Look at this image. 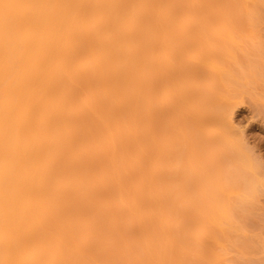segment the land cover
Wrapping results in <instances>:
<instances>
[{
    "label": "bare ground",
    "instance_id": "1",
    "mask_svg": "<svg viewBox=\"0 0 264 264\" xmlns=\"http://www.w3.org/2000/svg\"><path fill=\"white\" fill-rule=\"evenodd\" d=\"M241 12L249 24L260 22L264 0H0V264L222 258L207 246L209 230H197L200 213L205 221L233 210L248 217L257 190L250 183L251 196L241 197L210 182L193 183L185 196L170 189L160 170L163 113L151 86L171 56L163 50L172 39L167 29L211 27L217 50L209 76L201 73L210 86L191 105L192 133L205 145L214 141L206 126H231L234 95L251 80L219 65L222 51L231 55L219 46L245 31ZM199 45L184 59L197 58ZM163 90L166 97L177 91ZM207 194L206 208L198 198ZM190 232L198 242L192 252Z\"/></svg>",
    "mask_w": 264,
    "mask_h": 264
},
{
    "label": "rangeland",
    "instance_id": "2",
    "mask_svg": "<svg viewBox=\"0 0 264 264\" xmlns=\"http://www.w3.org/2000/svg\"><path fill=\"white\" fill-rule=\"evenodd\" d=\"M239 15L242 18L240 25L245 31L239 34L234 30V40H230L225 46L223 44L219 46L221 51L228 46L231 53L230 55L222 51L219 65L220 68H227L234 74L239 70H245L248 75L250 74L251 80L248 86H238L244 90L234 95L228 117L231 126L227 127L222 121L206 126V133L212 136L215 134V140L213 138L215 142L205 145L200 141V137L192 133L195 112L191 105L198 100L199 95L194 93L199 90L207 91L210 86L201 73L209 76L211 73L209 59L217 50L212 42L214 30L211 27L194 26L186 31L167 29L165 33L172 35V39L163 43V50L170 52L171 56L163 62L165 67L163 76L157 84L151 86L158 99L159 109H162L163 113V118L157 121L159 128L163 130L159 136V147L163 151L160 170L164 182L170 189L176 188L177 191L179 188L185 196L193 183L198 187L202 185L208 187L210 182L218 188L222 185L223 191H229L231 187H235L239 192L244 191V195L240 193L241 197L251 196L250 188L247 187L250 183H254L251 185L257 190L255 196L248 202L250 204L248 217L233 210L231 218L220 215L215 220L205 221L206 211L200 213L203 221L196 226L197 230L205 228L209 230L211 233L207 240L209 250H215V253L222 255V258L211 263L210 259L205 264H234L233 259L240 261L245 259V264L246 260L248 264L249 261L264 264V18L260 22L249 24L246 14L241 12ZM197 41L200 43L201 54L194 60L184 59L183 53ZM246 60L254 62L255 66L251 63L248 65ZM171 85L177 90L176 93L173 92L172 96L170 94L167 97L163 96V89ZM221 88L223 89L222 85ZM172 97L174 100H171ZM166 99H169L168 104ZM224 135H227L226 138ZM150 151L152 160V150ZM244 162H247L246 165ZM152 175L153 173L151 177ZM183 201L188 204L187 199ZM198 202L207 208L208 194L201 195ZM188 210L191 211L190 206ZM191 215L190 212L189 216ZM176 223L173 222V226ZM181 226L182 224L179 226L180 229ZM191 229L193 232V227H189L188 231ZM192 232L191 237H186L188 233L183 231L186 233L185 241L187 239L195 241V243L192 241V244L188 242L191 244L190 250L185 242L190 252L195 251L193 247L196 248V243L198 244ZM244 239L254 241L253 245L256 242L257 246L248 251L242 249L240 243ZM191 262L193 261L190 260L188 263Z\"/></svg>",
    "mask_w": 264,
    "mask_h": 264
}]
</instances>
